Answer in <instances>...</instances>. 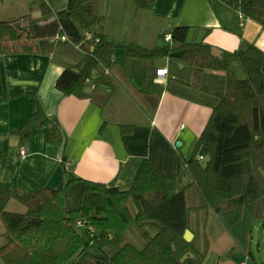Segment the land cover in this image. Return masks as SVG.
Instances as JSON below:
<instances>
[{"label": "trees", "instance_id": "trees-1", "mask_svg": "<svg viewBox=\"0 0 264 264\" xmlns=\"http://www.w3.org/2000/svg\"><path fill=\"white\" fill-rule=\"evenodd\" d=\"M132 1L138 8L153 3ZM220 1L264 27V0ZM101 20L93 0H68L52 19L31 20L28 27H20L18 19L0 20V53L47 52L60 35H66V43L76 45L81 58L64 65L55 88L81 98L91 96L85 89L90 83L112 84L99 68L113 50L123 48L125 56L135 59L169 58L174 75L208 95L212 106L186 161L199 195L195 208L213 211L247 249L254 223L264 221V52L249 43L215 55L209 44L188 40L186 25L163 33V42L166 34L170 39L154 49L116 46L104 34L93 32ZM231 61L242 67L244 78L236 76ZM41 126L47 128L48 142L61 141L58 126L40 105L11 132ZM207 155L210 160L202 167L200 158ZM65 174L61 187H40L27 194L0 181V219L5 228L0 258L5 264H204L208 238L205 233L201 241L195 233L190 241L184 238L192 208L185 190L177 189L174 175L157 173L150 160L127 188ZM77 181L84 188L73 208L68 188ZM11 198L24 211L7 210ZM81 227L89 231L88 238ZM133 231L141 243L127 240ZM185 254L188 257L180 261Z\"/></svg>", "mask_w": 264, "mask_h": 264}, {"label": "crops", "instance_id": "crops-1", "mask_svg": "<svg viewBox=\"0 0 264 264\" xmlns=\"http://www.w3.org/2000/svg\"><path fill=\"white\" fill-rule=\"evenodd\" d=\"M93 1L98 2L96 11L102 17L93 32L104 34L116 46L154 49L166 43L163 33L186 25L188 40L220 52L243 49L249 43L264 52V27L239 17L220 0H153L147 8H138L131 0L122 8L116 0L106 7L101 2L107 0ZM67 2L0 0V20L18 19L20 27H28L27 20L48 21ZM124 54L123 48L113 50L100 65L112 84L90 83L85 89L91 96L81 98L55 88L64 65L81 58L76 45L58 40L43 53H0V181L27 194L40 187H61L66 172L127 188L150 160L157 173L174 175L177 189L185 190L192 208V239L197 234L201 241L203 233L208 238L204 264H264L250 257V245L240 246L218 215L195 208L199 195L186 161L211 115L210 97L181 82L169 58L135 59ZM164 67L168 73L159 82L156 71ZM231 67L242 72L236 61ZM38 105L58 126L60 142L47 141L46 126L11 132ZM21 149L26 151L24 157Z\"/></svg>", "mask_w": 264, "mask_h": 264}, {"label": "rangeland", "instance_id": "rangeland-1", "mask_svg": "<svg viewBox=\"0 0 264 264\" xmlns=\"http://www.w3.org/2000/svg\"><path fill=\"white\" fill-rule=\"evenodd\" d=\"M110 1L111 0H107L105 2L102 1L101 4H103L106 7L107 2L110 3ZM116 2L118 3L117 5H119V8L128 7L129 5H131L129 0H116ZM94 5H95V2H94ZM96 5H98V2L96 3ZM96 5H95V9H98ZM99 6H100V3H99ZM95 28L97 30L98 27L96 26ZM234 70L239 78L245 77V73L243 69H242V72H239V68L238 70L236 68ZM6 209L10 211L22 212L24 211V206L18 200L11 199V201L6 205ZM4 229H5L4 225L0 219V246L4 243V238L2 236ZM81 232L84 238H88L90 236L89 231H87L84 227H81ZM127 240L133 243H138V244L141 243V237L136 231L129 232L127 236ZM249 245H250L249 251L251 252L250 257L263 260L262 262H264V221L258 220L254 223L252 230H251V238H250ZM0 264H5L1 258H0Z\"/></svg>", "mask_w": 264, "mask_h": 264}, {"label": "water", "instance_id": "water-1", "mask_svg": "<svg viewBox=\"0 0 264 264\" xmlns=\"http://www.w3.org/2000/svg\"><path fill=\"white\" fill-rule=\"evenodd\" d=\"M26 24H27V26H29L30 22L27 20ZM21 26L24 27L26 25H21ZM160 44H161V41L158 42V45H160ZM211 51L215 55H219L221 53L218 49H216L214 47L211 48ZM24 131H26V130H23L22 132H24ZM176 144L179 145V142H177ZM209 160H210V156H208V155L204 156V157H201L200 158V164L202 165V167H205ZM83 188H84V183L82 181H77V182L71 184L70 187L68 188V193L70 194L71 203H72V207L73 208L76 207V205H77V203H78V201L80 199V195H81V192H82ZM192 237H193L192 232L189 229H187L185 231V233H184V238L187 241H190V240H192ZM89 252L94 254V255H96V256H100V254H98L93 248H90ZM189 256H193V254L190 253ZM187 257H188V254H185L180 259V261H184Z\"/></svg>", "mask_w": 264, "mask_h": 264}, {"label": "built area", "instance_id": "built-area-1", "mask_svg": "<svg viewBox=\"0 0 264 264\" xmlns=\"http://www.w3.org/2000/svg\"><path fill=\"white\" fill-rule=\"evenodd\" d=\"M239 17H243V15L239 13ZM58 38H59V40H61V41H66V40H67L66 35H60ZM169 39H170L169 34H166V35L164 36V40L167 41V40H169ZM167 73H168V68H167V67H164V68L158 69V70L156 71V79H157V81H159V82H164L165 79H166ZM20 153H21V155L24 157L25 154H26V151H25L24 149H21V150H20ZM78 223L80 224L81 222L78 221Z\"/></svg>", "mask_w": 264, "mask_h": 264}]
</instances>
